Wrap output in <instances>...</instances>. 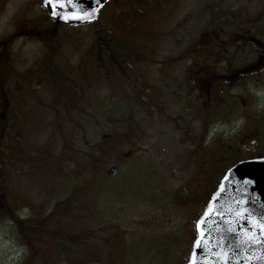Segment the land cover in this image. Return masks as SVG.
I'll list each match as a JSON object with an SVG mask.
<instances>
[{
  "label": "rangeland",
  "instance_id": "rangeland-1",
  "mask_svg": "<svg viewBox=\"0 0 264 264\" xmlns=\"http://www.w3.org/2000/svg\"><path fill=\"white\" fill-rule=\"evenodd\" d=\"M135 11L139 28L126 31ZM47 16L41 0H0V186L15 203L10 212L0 206V264H27L35 246L63 263L83 257L87 243L101 264H187L196 221L225 169L264 155V71L241 84L230 77L205 107L206 84L193 79L191 64L199 54L186 49L201 36L215 45L209 30L244 35L256 27L264 37V0H111L94 23ZM100 31L143 46L127 77L108 81L89 66ZM234 44L206 49L212 62L225 52L213 70L232 57L252 59L253 44ZM51 61L86 87L76 109L65 99L53 109L54 86L38 85ZM112 136L92 165L97 145ZM52 211L61 217L48 222L50 235L21 238L12 215Z\"/></svg>",
  "mask_w": 264,
  "mask_h": 264
},
{
  "label": "water",
  "instance_id": "water-1",
  "mask_svg": "<svg viewBox=\"0 0 264 264\" xmlns=\"http://www.w3.org/2000/svg\"><path fill=\"white\" fill-rule=\"evenodd\" d=\"M106 1L64 0V7L54 8L42 0V5L54 21L80 24L94 22ZM261 225L264 157L240 160L225 171L199 216L187 264H264Z\"/></svg>",
  "mask_w": 264,
  "mask_h": 264
},
{
  "label": "trees",
  "instance_id": "trees-1",
  "mask_svg": "<svg viewBox=\"0 0 264 264\" xmlns=\"http://www.w3.org/2000/svg\"><path fill=\"white\" fill-rule=\"evenodd\" d=\"M127 1L130 2L133 0H127ZM136 15H139L137 11L133 12V14L127 13V16H129L128 21H130V26H126V31L134 32V30H138L139 28L138 22L134 19V16ZM47 17H49V15ZM255 29L256 27L254 28V31H248L245 32L244 35L243 34L239 35V38L234 33L232 35L224 36L222 34H219L218 30L217 31L209 30L211 33H217L215 34V37H213V40L216 41L212 42V44L215 45H212L211 47L212 49H217V47L221 45H216V44L220 43L221 41H223L224 46L225 45L232 46L233 43H236L241 40H247L246 44L255 45V42L257 40H261V41L264 40V37H262L261 32L255 31ZM111 33L101 32V31L99 32V34L97 35V41L93 43L94 50L91 51L88 60L89 66L92 68L96 66L100 76L102 78L107 79L108 81H111L112 75H117V72H119L124 77H127L130 71H134L133 70L134 63L137 62L138 60L139 61L143 60L141 53L144 51L142 49L143 46L137 44L134 40L130 42H123L119 39L118 33H114V34ZM209 35H211L208 37L212 41L213 35L210 33ZM227 52L231 53L230 51ZM70 78L71 77L67 73V71L64 72V70L61 67H59L55 63V61H51L48 64H44V66L41 68V73L37 76L38 85L51 84L54 86L55 93L53 95H55V99L52 104L53 109L57 104H60L61 103L60 101H63V99L67 100L66 102L64 101L65 102L64 104L66 105V109L69 110L76 109V104L79 103L80 101L75 102V100L77 98H79L80 100L83 98L84 96L83 91L86 89L83 82L81 81L80 84V80L76 78L75 79L72 78L73 80H71ZM87 78L88 77L85 75L84 80L87 81ZM129 78L131 77L129 76ZM0 79H2L1 75H0ZM114 142L115 139L113 136L110 139L105 137L97 145L96 150L89 158L92 165L95 166L98 158L101 157L100 155L102 153L103 154L107 153V151L110 149V144ZM1 145L3 148L7 150L8 153L10 150L11 151L13 150V147L8 143H4ZM4 157L5 155H3L1 158L3 159ZM235 161H233L232 163H234ZM0 206L2 207V209H6L7 212H10V209H15L14 198L13 196H11V192L9 190L7 191L5 188H2L1 186H0ZM57 208L58 205L54 209L56 210ZM59 213H61V211L60 212L52 211L49 215L42 217L40 216V214L33 212L32 214H29L24 218L17 215H15V217L12 215V217L14 219L15 228L17 229L18 232H20L21 238L24 237L27 243L30 244L37 237L47 236L51 234L52 232L51 229H46V227L48 226L49 221L54 220L55 216L58 218L61 217ZM76 234H77L76 232L70 233L69 235V238L71 239L70 242L76 241V238L78 236V234L77 235ZM75 235L76 237L73 239ZM79 241L82 242L83 237H81ZM27 243L26 245H28ZM88 250H89V243H87L83 247V251H82L83 257L75 258L68 261L62 260L63 263H61L59 261L55 262L49 256L50 253L49 249L43 248L40 249L39 251L35 246L34 248H31L30 250L31 253L29 252V254L31 255L28 257L29 261L27 262V264H35L38 261H40V264L41 263L42 264H101V262L98 259H94V255L91 254V252ZM85 252H89V253H85ZM36 255L37 258L40 259L35 260Z\"/></svg>",
  "mask_w": 264,
  "mask_h": 264
},
{
  "label": "flooded vegetation",
  "instance_id": "flooded-vegetation-1",
  "mask_svg": "<svg viewBox=\"0 0 264 264\" xmlns=\"http://www.w3.org/2000/svg\"><path fill=\"white\" fill-rule=\"evenodd\" d=\"M240 42L241 44L245 43L243 40H241ZM192 50L193 49H191V51L187 50L188 54H190ZM204 55L205 57H203L202 54V57L198 58L197 61H194L193 59L191 64L193 63V79L195 81L200 83L203 82L202 79L204 77H207V79H209L207 85L205 86L208 100V102L205 103V107L209 102L212 103V101H214L212 97L214 91H216L215 96H218L220 98L219 92L223 90V86H226L230 77H235V84H241L242 80H246L249 77L254 76L255 74L261 75L264 71V42L262 41L255 42V48L251 60L244 63L241 61V59H239V62L236 63L234 58H232L231 61L222 68V71L213 70L212 68H210L208 66L209 64L207 63L209 61L208 52H204ZM217 59L219 58L217 57ZM216 78H219L221 82L216 81ZM260 128H262V126ZM254 141L256 142L255 139H250L249 142L245 141V146L253 145Z\"/></svg>",
  "mask_w": 264,
  "mask_h": 264
},
{
  "label": "snow or ice",
  "instance_id": "snow-or-ice-1",
  "mask_svg": "<svg viewBox=\"0 0 264 264\" xmlns=\"http://www.w3.org/2000/svg\"><path fill=\"white\" fill-rule=\"evenodd\" d=\"M46 2H47L48 4H50V5H52L54 8H55V7H60V8H62V7L65 6L64 0H46ZM67 3H68V4H71V3H72V0H67ZM79 18H80V19H84V18H86V17L81 16V17H79ZM261 228L264 229V225H261Z\"/></svg>",
  "mask_w": 264,
  "mask_h": 264
}]
</instances>
